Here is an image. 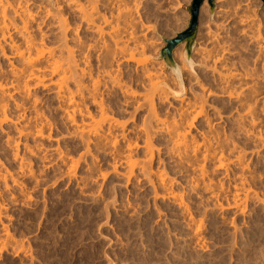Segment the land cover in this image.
<instances>
[{
  "label": "rangeland",
  "instance_id": "374dc122",
  "mask_svg": "<svg viewBox=\"0 0 264 264\" xmlns=\"http://www.w3.org/2000/svg\"><path fill=\"white\" fill-rule=\"evenodd\" d=\"M23 1L30 2L26 3V6L30 7L31 12H35L33 15L36 14L37 21H39L38 17L46 2H50V11H55L54 0ZM192 1L129 0L126 2L121 10H124L126 14H131V17L129 14L128 16L124 14L126 15L124 18L127 17V25L130 23L129 20L134 21L129 24V30H127L128 33H131V29L134 30L129 47H135L136 51L133 49L130 52L132 60L129 54L124 58L123 56L117 57L118 63L115 61L112 69L117 70L114 77L119 75L121 77L116 79L126 81L122 82L125 85H123L124 89L130 90L131 88L132 91H130L133 94L135 93L133 90H136L137 95H133V100L130 99L132 105H128L126 114L123 102L128 93H124L123 101V96H121L123 92L121 95L120 92H116L119 89L118 86L116 84L113 86L110 81L104 79L108 82V86L112 87L108 88L112 93L110 95L108 91L109 95H115L110 97L107 94L104 98L108 96V101L113 103L111 106L115 107L114 111L119 116L117 118L120 122H127L125 127L131 131L134 128L139 130L143 123L142 120L147 117L149 107L144 99L145 96L147 98L152 96L155 109L163 113L162 115L159 113L162 117L179 121L180 99L183 98L184 102L196 99L194 97L201 94L200 89L203 87L204 113L193 121L190 130L191 137L198 142L197 146L200 143V150L205 148L202 147L203 144L207 145L204 142L206 138L211 137L205 141L215 144L212 141L214 136H216L215 140L216 138L228 139V142L233 143L230 145H236L235 149L230 148L232 153L229 152L230 149L224 151V163L228 167L223 164L227 168L223 167L220 172L215 173V176L214 173L208 174L212 175L209 177L213 185L216 183L223 185L221 194L220 192L216 194L220 196L215 197V194H209L210 191L204 192V187L200 190L203 185L200 181H195L200 188L197 187L195 192L190 193L187 183L190 180L188 176L198 178L199 171L195 170V174L192 172L190 174L188 172V174L178 173L177 168L173 167L171 160L166 156L165 145H162L161 141L158 142L159 144H154L155 155L151 163L152 170H156L157 167L161 168L163 165L168 167L170 177L174 178L172 182V187L176 189L174 193L181 194L186 209L183 206L179 207L169 198H163L161 190H154L148 180L141 176L138 180L131 177L127 182L125 175L127 168L124 165L118 169L119 174L113 173L111 156L102 155V152L97 149H91V152L85 155V163L76 173V177L86 176L87 179L85 173L88 165L96 166V171L92 176L88 180L85 179L83 191L81 192L75 184L66 186L64 168L58 160L56 150L65 151L67 144H77V141L75 139L69 141L63 137L65 126L59 120V115L54 114L57 108L56 100L52 96H46L41 87H35L31 91L40 102V109L46 110L47 117L51 116V122L56 130H53L51 139L45 136L37 140L23 138L18 142V154L26 164H30L32 172L28 171V168L25 171L19 169V162L13 160L14 150L5 143L7 135L16 142L19 140L16 126L14 128V124L7 123L0 131V170L7 172L8 178L7 186L0 181V264H264V112H260L262 101H264V0H225L222 4L224 9L221 10L222 13L215 0L213 15L210 14L208 3L205 1L202 4L199 11L196 44L192 53L193 70H190L183 57L185 44L178 46L173 52V59L182 72L184 82L182 89L170 70H166L163 60L157 59V56L165 47L163 39H173L177 33L186 29L190 20L187 9ZM37 6L41 8V11ZM101 9L106 12L105 8ZM43 12L44 10L40 15L42 18ZM120 15L123 14L117 15L121 17L118 21L120 24L117 22L118 25L116 24L118 17L115 13L113 14V17H116L115 22L111 20L114 29H122L125 25H123V16ZM67 17L69 27H72L70 32L74 28L76 30L79 26L78 18L72 13H68ZM106 17L109 18V14ZM34 24L35 22L32 23L33 30L36 31ZM45 28L41 27V30L44 31ZM52 30L49 33L53 39L56 31ZM109 30L110 28L106 27V31ZM207 32L211 35L209 36ZM78 33H80L79 38L82 43L84 42L83 44L93 46L95 38L85 26L80 25ZM11 36L15 37L12 32ZM200 44L204 46L202 51L198 50ZM83 47L86 48L85 45ZM85 48L81 50L82 53H85ZM92 49L90 56L88 55V62L90 67L96 71L94 68L98 65L96 54L99 55L103 51L97 53L96 47ZM204 51H209L211 56L216 55L213 57L219 58L217 68L215 66V69H218L215 70L216 72L211 60L208 62L212 64L210 66L213 70L203 65L201 54ZM81 52L78 54L83 56ZM17 60L10 56L8 60L4 59L0 54V69L5 67L4 70H8L9 64L15 65L18 63ZM139 60H144V65ZM142 66L148 74L143 71ZM221 68L224 72L236 73L234 74L236 75L235 80L242 79L240 83H247V87L252 86V91L260 93L257 97L259 100L256 98L257 102L254 103L255 99L250 97L252 92L246 89V85L242 86L243 84L240 83L223 85V81L217 74ZM142 71L147 75H144ZM93 75L95 77L96 72ZM148 75L152 78L151 82L157 81V85L153 83L156 87H153L152 92ZM137 77L143 81L141 82ZM237 77L239 79H236ZM86 80L88 79H85V82ZM200 85L203 86L200 87ZM222 86H225V89L222 90ZM235 87L239 90L233 91ZM124 89L118 91H124ZM227 89L229 92L233 91V94L236 93V97L235 95L227 97L229 95L223 94ZM238 91L241 97L237 95ZM149 93H151L150 96ZM18 94L21 93L18 92ZM11 95L15 100L22 102V97H19L22 95H17V93ZM245 96L250 106L257 105L255 106L258 110L254 116L256 120L254 127L249 125L250 120L244 112V110L247 111L244 109L248 105L246 100H244L247 103L244 104L245 107H241L243 104L241 98ZM87 101H89L88 106L86 105L88 110L90 109L91 113L95 111L96 115L95 106L90 103L89 98ZM136 102L142 107H139L140 110L137 109L135 119H128V112L133 110L132 106L136 107ZM239 102L242 103L241 106ZM29 104L27 102L26 105L30 106ZM121 113L124 115H120ZM14 114L12 116L17 115ZM26 115L30 116L29 113ZM96 120L99 118L96 117ZM19 124L23 123L19 122ZM117 129L119 137L117 140L122 143L121 129L120 127ZM28 149H32L34 154H30ZM237 149V153L243 154L244 162H242L246 168L244 174L246 180L243 181L245 186L243 185V190L240 189L241 191L238 192L240 200L237 198L240 201V204L238 201V206L243 204V208H239L243 209L244 213H240V209L232 203L235 192L232 189L239 183L235 180L241 175V166L238 164L240 161L237 163L236 159L235 161L233 159L237 155L234 152ZM156 150L160 151L158 156ZM137 154V162L140 165L144 160L143 150L138 151ZM227 159L232 163H227ZM212 161L208 162L210 164L207 163L209 168L212 164L214 165ZM139 167L135 169L134 174H137ZM211 167L210 170L207 167V172L213 171V166ZM225 169L228 170L227 173ZM102 175L105 177L103 178ZM197 178L193 179L197 180Z\"/></svg>",
  "mask_w": 264,
  "mask_h": 264
},
{
  "label": "bare ground",
  "instance_id": "6f19581e",
  "mask_svg": "<svg viewBox=\"0 0 264 264\" xmlns=\"http://www.w3.org/2000/svg\"><path fill=\"white\" fill-rule=\"evenodd\" d=\"M128 1L127 0H104V1L103 0H54L55 11L51 12L49 9L50 2H46V5L42 9V11L44 10L42 15L43 18L40 16L42 14V11L40 10L41 8L39 9V7L37 6L38 10L41 11L38 17L39 21H37L35 18L36 14L35 16L33 15L34 11L31 12L30 7L27 8L26 6V3L28 2L23 0H0V54L2 57H4V59L7 60L9 56L11 58L12 57L16 58V60L18 59L17 60L18 63L16 62L17 64L15 65L13 63L9 64L10 66L8 70H4L6 69L5 67L4 69L2 68L0 69V131L4 124L12 123L14 124L13 125L14 128L16 126V133L19 138V140L16 142L15 139L10 137L9 135L6 136L7 137L5 140L6 145L10 146L14 150V154H12L13 160L19 162L20 170L25 171L28 168V171L32 172L30 164L29 165L26 164L23 158L22 157L20 158L18 154L19 153L18 142L21 141L23 138L25 140L28 138H33V140H37V139H43L46 136L47 139H51L52 138L51 134L53 130H56L55 125L51 122L52 121V119L50 118L51 116L47 117L45 113L46 110L42 111L43 109L42 108L40 109L39 107L40 102L38 101V99L35 98V95L31 91L35 87H41L45 92L46 96L49 97L52 96V98L56 100L55 102L57 104L56 106L57 108L55 109L54 114L59 115V117L58 116L57 117L60 118L59 120H61L62 124L65 126V130H64L65 134L63 137H65V139L69 141L72 139H75V141H77V144L74 143L67 144L65 151H61V150L59 151V149L56 150V153L58 155V160L61 162L64 168V176L67 179L66 186H72V184H75L76 187H78L81 190V192L83 191V188L85 186L84 182L88 180L89 177L92 176L94 171H96V166L94 164L88 165L87 171L85 173L87 175V179L86 176L85 177L78 176L79 178L76 177V173L82 168L83 164L85 163V159H86L85 155L90 153L91 149L94 150L97 149L99 152L100 151L102 152V155L108 154L111 156V170L113 173L119 174L118 169L122 165H124L127 168V171L125 172L127 182L131 177H135V180H138L139 177L141 176V178H145L148 180V182L154 187V190L156 189L161 190V195L163 198L164 197L169 198L174 202H176L179 207L183 206L185 208L186 204H184L182 196H180L181 194L178 195L179 193L177 192H176L177 194L174 193L175 192L174 190H176L172 187V182L174 178L170 177L169 175L170 173L168 172V167L163 165L161 168L157 167L156 170H152L151 163L155 155L154 144L155 143L159 144L158 142L161 141L162 142L161 144L165 145L164 150L165 153L167 154L165 155L168 157L169 160H171L170 163L173 165V167L177 168L178 173L190 174L191 172L194 173L195 170L199 171L198 172L199 175L197 174L199 177L198 178L197 176L193 177V178H197V180L190 178L191 177L190 175L188 176L189 177L188 179L190 180H188L187 183L189 184L188 191H190V193L193 191L195 192L197 187L200 188L199 186L196 185V183L200 181V183H203V185L200 184L202 185V188H200V190H203L204 187L203 190L204 192L210 191L209 194L211 193L213 195L215 194L214 195L215 197L220 196L216 194H218V192H220L221 194L223 185H221L220 183H219L220 185H217V183L213 185L212 184L213 182H211L212 179H210L212 175L210 176L208 174L214 173L213 175L215 176V173L220 172V170L224 167V165H226L224 163L225 160L223 158L225 149L226 150L230 148L235 149L236 145L235 144L230 145L232 142L231 141L228 142L227 141L228 139L223 140V138L222 139L216 138L215 140L216 136H214L212 137L214 138V140L212 141H214L215 144H213L212 142H206L209 139H211V137L209 139L208 138L204 139V142L207 143V145L202 143L204 145L202 147H205L204 149L202 148V150H204L202 153V150H200L201 148L200 143L197 146L198 142L195 141L193 137H191L190 130L193 126V121L197 117H199L202 113H204L203 111L205 106L204 105L205 97L203 95L204 89L203 87H201L203 85H200L201 94L194 97L196 99L194 100L189 99L186 102L183 101V98L180 99L181 104L178 110L179 121H176L175 119L169 120L165 116L162 117L161 115L163 113L161 112L162 113L161 114L160 111L158 112L155 109L156 107L154 106L153 103L154 101L152 96L149 98L145 96L146 98L144 97V99L146 103H148L149 109L146 115L147 117H144L145 119L142 120L143 123L141 124L142 126L139 130L134 128L133 130L129 131L128 128L125 127V124L127 122L125 123L120 122V120L117 118L119 116L114 111L115 107L111 106L113 103H110L111 101L110 102L108 101L109 99L107 98L108 96L106 97V99L104 98L105 95L107 94L109 95V93L110 95L112 94L108 90V88H112V87H109L107 84L108 82L105 81L104 79L110 81L111 85L114 86V84H116L118 86L117 88L121 90L124 89L125 85L122 83L124 82V80L121 79L120 81L119 79H116L117 77L119 78L120 75L114 77L117 70L115 71L112 69V67L114 66L113 63H115L117 57L123 56L124 58L127 54H129L132 60V54L130 52H132L133 49L135 50V47L134 48L129 47L134 30L131 29L132 30L131 33H128L129 24H131L133 20L132 21L129 20L130 23H128L127 25V21H126L127 17L126 18L124 17L126 15L128 16L129 13L127 12L126 8L125 9L128 14H126L124 10H121L122 7H124L126 5V2ZM224 1L225 0H216V4L218 5V9H220L221 13H222L221 10L223 9L222 4L224 3ZM102 7L106 9V12L101 9ZM68 13L75 14V16L79 20V26L76 28V30L74 28V30H72L71 32L70 29L72 27L70 28L68 24V19H69L67 17ZM114 13L115 16L117 15L119 16V14H123L120 15L123 16L122 19L125 22V23L123 22V25L124 24L125 25L122 26L123 27L122 29L118 30L116 28L120 24V22L118 21L121 20V17L119 18L117 16L119 20L118 18L116 19V17L114 18L113 17ZM107 14H109V18L106 17ZM124 14L126 15L124 16ZM130 15L131 14H129V17H131ZM112 19L114 22L117 20L116 24L119 23L118 25H116L115 27L116 29H114V27H112L111 25ZM33 22H35L34 25L36 26V31L33 30L34 28L32 26ZM80 25L85 26L86 30L89 33H91L92 36H94L95 45L93 44V46L92 45L88 46L87 44H83L84 42L83 43L81 42L79 38L80 33H78V28H80ZM50 26L51 28H53V30L50 28ZM41 27L44 28L46 27V28L45 30L43 29L44 31H42ZM47 27H49L52 31H56L54 32L55 35L52 34L54 36L53 39L51 38L52 36L49 33L51 30ZM106 27H109L110 30L106 31ZM120 30H121V34H120ZM11 32L12 34L15 35V37L11 36ZM134 33H136V31ZM207 33L209 34V32ZM210 35L211 34H209V36ZM68 38L71 39L72 45H70ZM83 45H85L86 48L83 47ZM93 47L94 48L96 47L97 53H99L101 50L103 51L99 55L96 54L97 59L96 57L95 59L98 62V65L96 67L94 66V68H96V71L93 70V67H90L91 65H89L88 62V55L90 53V50H93L92 49ZM83 48L86 49L84 51L85 53H82L83 51L81 52ZM203 48L204 46L202 44L198 45V50L202 51ZM222 50L224 51V48H222ZM80 52L83 54V56L80 54L81 58L80 55L78 54ZM201 55H202L201 59L203 65H205L207 69L210 70H213L214 68L215 71L216 70L215 66L217 68L216 64L218 63L217 61L219 60V58L213 57L216 55L211 56L209 51H204V53H202ZM144 60L143 61L139 60V62L141 63L143 62L144 65ZM209 60L212 61L210 62L213 64V68L212 66H210L212 64H209L208 62ZM144 68L143 71L147 73L146 69L144 70ZM219 70L222 71V68ZM221 71L220 72L218 71L217 74L220 76L221 80L223 81L222 82L223 85L224 84L238 85L242 80L241 78H243L241 77L240 78L241 80L238 81L235 80L236 75L234 74L236 73L232 74V72L230 71H225V72L224 71L221 72ZM92 72L94 74L96 72L95 77H93L94 75ZM145 73L143 74L144 75L148 74ZM148 77L146 79H148ZM150 78L151 77H149L148 81L150 82V91H151L153 87L154 88L156 87L153 83L157 85V81L151 82L152 78L151 79ZM85 79H88L86 80L87 82H85ZM137 79L139 78L137 77ZM236 79L239 78L237 77ZM140 81L142 82L143 80ZM89 82L90 84H88ZM136 83L138 82L136 81ZM129 84H131V82ZM240 84H243V82ZM144 85L146 86V84ZM245 85L247 87V83L243 84L242 86ZM224 87L225 86H222V90ZM248 87L246 89L251 90L252 86L249 88ZM119 89H117L116 92L118 93L120 92V95L123 92L121 96H123L124 93L125 94L128 93L127 94L128 98L126 97L125 101H124L125 95L122 97L124 101L123 109L124 108L126 109L128 108V105L130 104L132 105V103H130V99L133 100L134 98L133 95H135L137 92L136 90H133V92L135 91V93L133 94L131 92L132 91L131 88H130L131 91L128 88L127 89L125 88L124 91L121 90L118 91ZM236 89L238 88L235 87L233 91H237ZM143 91H145V89ZM148 91L146 93H148ZM227 91L225 90L223 94L225 93V95H229L227 97H231L232 95L233 96L235 95L234 97H236V93L233 94L232 93L233 91L231 92L230 90L229 92L228 89ZM18 92L21 94H18ZM239 92L240 91H238L237 95L238 94L240 95ZM250 92H252V95H250V97L252 99L254 98L255 99V100L253 99L254 103H256L257 102L256 98L258 97V94L260 95V93L257 94L255 90L253 91L251 90ZM12 93L13 94L17 93V95H22L19 96L20 98L22 97V102L17 99L15 100L11 95ZM150 94L151 93H149V96ZM241 94H243V92ZM113 95L110 97H113ZM164 95L168 97L166 93ZM160 96L162 97L163 95ZM245 97L241 98V100H243L242 101L243 104L241 103L242 106L239 102L241 107H245L244 104L248 103L247 97L246 98ZM87 98H89L90 103L95 106L96 115L94 114L95 111L94 113H91L90 109L88 110L87 102L89 101H87ZM257 99L259 100V98ZM159 100L161 99L159 98ZM244 100H246L247 103L244 102ZM27 102L28 104L30 103L29 104L30 106L26 105ZM135 105L136 107L132 106L131 109L133 108V110L128 112V116H129L128 119L131 118L133 120V118L135 117V113L137 112V109L139 107L140 108L142 107L141 104H140L141 106L137 105V102ZM26 106H28L29 108ZM252 106H254V104L250 106V104L248 103L247 107L244 108L247 109V111L244 110V112L247 114L246 115L247 119L250 120L249 125L254 127L256 124L255 123L256 120H254V116H255V112H257L256 110L258 109L257 107H255L257 105H255L254 108ZM261 106L263 110L260 109V112L263 113L264 101H262ZM140 108L138 110H140ZM125 111L127 114V109ZM14 113H16L17 115L12 116V114ZM26 113H29L30 116L27 117ZM122 114L123 113H121L120 115ZM96 117H98L99 120H96ZM19 122H22L23 124L20 125ZM17 125L18 126L20 125V127H17ZM118 127H120L121 129L120 140L122 143H119L117 140ZM213 134L215 135V133ZM231 149L229 152H231ZM140 150H143L144 160L139 165L136 156L138 155L137 153ZM158 150H156L157 156L160 153V151ZM28 152L32 155L34 154V152H32V149H28ZM234 152H236L237 155L238 154L240 155V156L236 155L235 158L233 159L234 161L236 159L237 163L240 161L238 164L241 166L240 168L241 175L239 176V178H236L235 180L236 182L238 180L240 185H238L239 183H237L235 185L236 187L232 189L235 190L233 196L234 200L232 203L239 208L242 207L243 204L238 206V201L240 200L238 198L239 197L238 192L243 190L245 186L243 184V181L246 180L245 179L246 176H244L246 172L245 171L246 168L243 164L244 162L243 154L241 155L240 154L241 152L237 153L238 149L237 151L235 150ZM212 160L214 161V165L213 164L211 165L213 166V171L207 172L209 168L208 164H210L208 162ZM213 161L211 163H213ZM226 161L227 163H232V161L229 162V159H227ZM215 163L217 164L215 165ZM138 166H140L138 172L137 174H134V172L136 171L135 169ZM211 166L210 168H212ZM226 166L228 167V165ZM226 166L224 168H227ZM227 171L228 170L225 169L226 173ZM102 177L104 178L105 176L102 175ZM7 179H8L7 172L0 170V181L3 182L5 186H7L6 185ZM240 186L243 187L240 188ZM215 191H217V193ZM224 191L225 189L223 190V192ZM247 192L248 191H246V193ZM219 206L221 205L219 204ZM239 211L240 213H244L243 209H240ZM198 226L200 227V225Z\"/></svg>",
  "mask_w": 264,
  "mask_h": 264
},
{
  "label": "water",
  "instance_id": "95a60500",
  "mask_svg": "<svg viewBox=\"0 0 264 264\" xmlns=\"http://www.w3.org/2000/svg\"><path fill=\"white\" fill-rule=\"evenodd\" d=\"M205 1L210 7V14L213 15L215 0H193L191 6L187 9L190 14V20L186 25V29L181 33H177L173 39H163L165 47L157 56V59L163 60L166 70H170L182 89L184 88L182 72L173 59V52L178 46L185 44L183 57L190 70H193L194 63L192 61V53L196 44L195 40L198 29L199 11Z\"/></svg>",
  "mask_w": 264,
  "mask_h": 264
}]
</instances>
